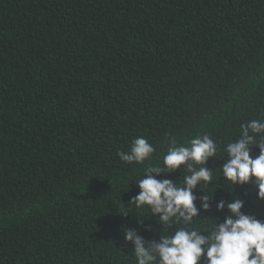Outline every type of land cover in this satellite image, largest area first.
Returning <instances> with one entry per match:
<instances>
[{"label":"trees","instance_id":"obj_1","mask_svg":"<svg viewBox=\"0 0 264 264\" xmlns=\"http://www.w3.org/2000/svg\"><path fill=\"white\" fill-rule=\"evenodd\" d=\"M251 120L264 121V0H0V264H137L123 227L210 232L236 197L264 221L255 185L221 171ZM204 135L218 152L196 195L211 209L164 229L130 204L136 182L173 140ZM137 137L151 159L122 162Z\"/></svg>","mask_w":264,"mask_h":264},{"label":"clouds","instance_id":"obj_2","mask_svg":"<svg viewBox=\"0 0 264 264\" xmlns=\"http://www.w3.org/2000/svg\"><path fill=\"white\" fill-rule=\"evenodd\" d=\"M251 146L260 150L255 158ZM224 151L227 159L221 171L229 186L254 184L257 199L264 201V121L251 120L242 124L240 137L228 143ZM154 152L152 144L137 137L129 152L120 151L117 155L127 164H144ZM217 152L216 142L208 135L192 139L187 147L178 146L173 140L163 157V166L149 164L144 169L143 178L136 182L139 192L130 204L137 209L147 207L151 217H155L164 229L181 222L190 225L202 210L211 209L209 196L198 197L196 192L213 181L212 169L205 165L217 156ZM182 166L188 173L182 185L161 178L180 171ZM197 200L200 207H197ZM244 206L239 197L231 202L220 201L217 211L227 209L228 215L222 222L219 219L210 232L179 227L171 234H161L158 240H146L135 229L123 227L124 241L132 246L137 264H201L202 260L206 264H264V221L246 214L242 211ZM127 215L124 212L122 216ZM139 222L143 224L140 219Z\"/></svg>","mask_w":264,"mask_h":264}]
</instances>
